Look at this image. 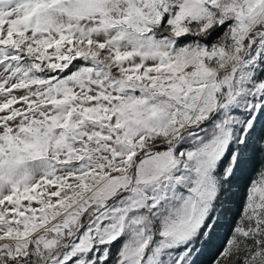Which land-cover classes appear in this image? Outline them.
Segmentation results:
<instances>
[{"label": "snow or ice", "instance_id": "snow-or-ice-1", "mask_svg": "<svg viewBox=\"0 0 264 264\" xmlns=\"http://www.w3.org/2000/svg\"><path fill=\"white\" fill-rule=\"evenodd\" d=\"M0 264H264V0H0Z\"/></svg>", "mask_w": 264, "mask_h": 264}]
</instances>
